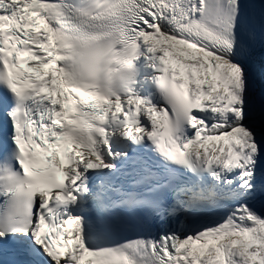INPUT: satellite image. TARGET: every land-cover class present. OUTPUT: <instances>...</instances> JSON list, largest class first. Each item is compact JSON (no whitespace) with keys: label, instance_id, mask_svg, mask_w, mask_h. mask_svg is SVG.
<instances>
[{"label":"snow or ice","instance_id":"obj_1","mask_svg":"<svg viewBox=\"0 0 264 264\" xmlns=\"http://www.w3.org/2000/svg\"><path fill=\"white\" fill-rule=\"evenodd\" d=\"M0 264H264V0H0Z\"/></svg>","mask_w":264,"mask_h":264}]
</instances>
